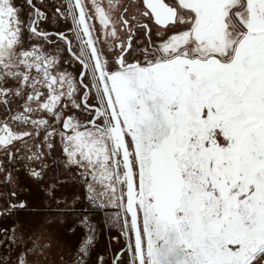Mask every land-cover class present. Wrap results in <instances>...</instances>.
Returning a JSON list of instances; mask_svg holds the SVG:
<instances>
[{"label": "snow or ice", "instance_id": "1", "mask_svg": "<svg viewBox=\"0 0 264 264\" xmlns=\"http://www.w3.org/2000/svg\"><path fill=\"white\" fill-rule=\"evenodd\" d=\"M53 152L114 228L85 264H264V0H0V188ZM33 207L0 192V264Z\"/></svg>", "mask_w": 264, "mask_h": 264}, {"label": "rangeland", "instance_id": "2", "mask_svg": "<svg viewBox=\"0 0 264 264\" xmlns=\"http://www.w3.org/2000/svg\"><path fill=\"white\" fill-rule=\"evenodd\" d=\"M62 178L63 181H57L56 178L37 181L30 189H18L13 180L10 188H0L4 199H9L10 191L22 192L28 201L37 205L43 204L42 208L29 209L30 212L41 211L46 216L55 218L56 226L51 230L53 243L47 250L40 248L39 241L35 246H29L30 261L39 258L40 264H51L52 261L64 257L66 264L68 261L71 264H85L84 258L90 257L94 260L96 255L108 256V252L111 248L113 249V245L109 242V235L114 228L102 224V213L93 207L94 202L87 198L89 193L85 188L75 182L66 181V177ZM9 202L11 203V200ZM15 207L19 205H14ZM13 219L16 217L13 216ZM19 219L26 221L29 217L22 214ZM29 230L26 229V231ZM15 231L16 226L12 228V232L15 233ZM8 238L13 239L12 236ZM15 261L16 256L13 253V264ZM19 264H25L23 256L19 257Z\"/></svg>", "mask_w": 264, "mask_h": 264}, {"label": "flooded vegetation", "instance_id": "3", "mask_svg": "<svg viewBox=\"0 0 264 264\" xmlns=\"http://www.w3.org/2000/svg\"><path fill=\"white\" fill-rule=\"evenodd\" d=\"M42 165L44 166V178L43 181H48L50 179H54L56 178L57 181L58 180H62V177H66V181H70L71 182H75L79 185H81V187L85 188V180L82 179L81 177L85 176L86 173H79V175L77 174L76 170L70 166H67L65 164V162L59 158V154L58 152H53L50 156L45 157V159L42 162ZM37 175H39V173H37ZM102 213V224L104 226L108 225V226H112L113 225L111 223V221L109 219H107V213ZM107 214V215H106ZM112 253V248L111 251L108 252V256H111ZM108 256H104L105 258Z\"/></svg>", "mask_w": 264, "mask_h": 264}]
</instances>
